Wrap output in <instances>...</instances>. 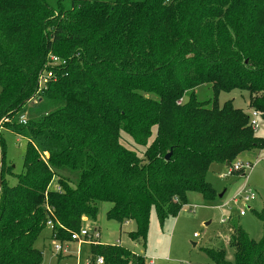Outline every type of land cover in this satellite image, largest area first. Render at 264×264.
<instances>
[{
  "label": "trees",
  "instance_id": "obj_1",
  "mask_svg": "<svg viewBox=\"0 0 264 264\" xmlns=\"http://www.w3.org/2000/svg\"><path fill=\"white\" fill-rule=\"evenodd\" d=\"M45 68L56 80L38 92ZM204 85L212 98L202 102ZM234 90L264 116V0H0V129L27 141L10 185L0 138V264H40L46 223L70 241L101 203L145 244L152 210L162 223L192 194L216 201L211 166L264 146L243 110L218 105ZM258 219V241L234 226L233 262L205 250L211 263L264 264ZM90 250L92 261L145 264L117 245Z\"/></svg>",
  "mask_w": 264,
  "mask_h": 264
},
{
  "label": "rangeland",
  "instance_id": "obj_2",
  "mask_svg": "<svg viewBox=\"0 0 264 264\" xmlns=\"http://www.w3.org/2000/svg\"><path fill=\"white\" fill-rule=\"evenodd\" d=\"M59 53L69 55L70 49L59 48ZM199 101L205 102L212 98L210 85L200 86L195 90ZM231 101L233 106L243 110L248 116L251 109L248 108V93L234 90L229 93H221L218 97V105ZM259 128L254 132L255 136L264 142V120H256ZM126 137V136H125ZM0 138L4 141V162L10 166L13 178H7L10 185H15V177L23 173V157L26 140L0 129ZM236 162L254 165L252 170H244L239 173L229 174L231 167L212 165L206 175L207 183L215 190L216 201L205 203L197 194L190 195L185 205L176 217H169L160 223L154 210L151 211L148 224L146 243L132 242L127 234L135 230L133 223L120 225L106 219V212L110 204H99V212L96 222H86L84 226L96 229L100 239L94 243L101 246H120L129 252L144 258L145 264H212L205 254V250H224L227 260L233 262L234 250L228 246V234L232 227H240L247 236L258 241L261 238V222L258 219L264 214V146L259 152H250L248 155L238 157ZM243 173L246 176H243ZM255 194V200L235 205L231 198L244 187ZM55 188L54 184L51 188ZM189 206H196L191 212ZM243 210L245 216H239ZM225 221V222H224ZM51 231L46 228L35 243V248L40 250L42 261L40 264H87L91 260V250L88 244L79 246L71 245V254L61 256L54 254L53 242L50 238ZM79 248V251H78Z\"/></svg>",
  "mask_w": 264,
  "mask_h": 264
},
{
  "label": "built area",
  "instance_id": "obj_3",
  "mask_svg": "<svg viewBox=\"0 0 264 264\" xmlns=\"http://www.w3.org/2000/svg\"><path fill=\"white\" fill-rule=\"evenodd\" d=\"M48 61L50 62V66H55V65H64L65 61L62 62L59 60V58L55 56L49 55ZM56 79L54 77L53 72L48 71L47 68H45L43 71H41L39 78H38V92H41V90L45 91L47 89V84L49 82H54ZM262 116L260 113L256 111H252L251 114L249 115V126L250 128L255 132L259 126L256 122L257 119H262ZM20 124L25 125L26 124V118L25 116L20 117L19 120ZM254 165L251 164H242L239 162H236L235 164L232 165L229 174L234 173H239L246 170L251 171ZM243 176H246L245 173H243ZM58 190V189H56ZM255 200V194L252 192L250 189L247 188L246 184L244 185L243 188H241L237 194H235L230 202L238 205L239 203L241 204H247L251 201ZM191 209V212H193L196 209V206H189ZM245 215L244 211L241 210L239 212V216L243 217ZM83 222L86 223V219H83ZM225 222V221H224ZM46 228H48L51 231V240L53 242V250L54 254L56 255H61V256H68L71 254V250L69 247V244L71 242L79 244V246L83 244H88V245H94L99 239H100V234L96 229H90L86 226L83 225V227L79 230L77 233H71L70 235V241L66 242H60L57 241L56 238V233L53 232V225L51 222L46 223ZM79 251V248H78ZM152 264V262L150 261ZM87 264H104L103 259L101 257L95 258L94 261L92 259L87 263Z\"/></svg>",
  "mask_w": 264,
  "mask_h": 264
},
{
  "label": "crops",
  "instance_id": "obj_4",
  "mask_svg": "<svg viewBox=\"0 0 264 264\" xmlns=\"http://www.w3.org/2000/svg\"><path fill=\"white\" fill-rule=\"evenodd\" d=\"M250 153V152H249ZM249 153H246L247 155L249 154ZM245 155V154H244ZM218 199H221V198H219V196H218ZM245 216V215H244ZM129 224H131V223H129ZM129 224H127V225H129ZM126 225V226H127ZM120 228H122L121 226H120ZM74 242H71L70 244H73ZM69 244V247H70V249H71V245ZM90 246V245H89ZM63 257V256H62Z\"/></svg>",
  "mask_w": 264,
  "mask_h": 264
},
{
  "label": "water",
  "instance_id": "obj_5",
  "mask_svg": "<svg viewBox=\"0 0 264 264\" xmlns=\"http://www.w3.org/2000/svg\"><path fill=\"white\" fill-rule=\"evenodd\" d=\"M169 157H170V154L166 155L165 159H168ZM221 197H222V194L219 195V198H221Z\"/></svg>",
  "mask_w": 264,
  "mask_h": 264
}]
</instances>
